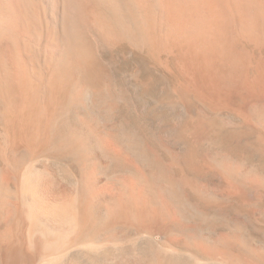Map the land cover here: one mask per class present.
I'll return each instance as SVG.
<instances>
[{
	"label": "bare ground",
	"instance_id": "obj_1",
	"mask_svg": "<svg viewBox=\"0 0 264 264\" xmlns=\"http://www.w3.org/2000/svg\"><path fill=\"white\" fill-rule=\"evenodd\" d=\"M125 51L168 83L183 159L115 82ZM261 192L264 0H0V264H264ZM136 237L148 260L96 255Z\"/></svg>",
	"mask_w": 264,
	"mask_h": 264
},
{
	"label": "rangeland",
	"instance_id": "obj_2",
	"mask_svg": "<svg viewBox=\"0 0 264 264\" xmlns=\"http://www.w3.org/2000/svg\"><path fill=\"white\" fill-rule=\"evenodd\" d=\"M126 53H127V56H126ZM119 54L126 61L125 60L123 61L122 58L119 56L117 57V60L120 63L117 62L118 66L116 67V65H113L112 67L113 69L111 68L112 75L116 76V79L114 77L113 78L114 80H118L115 82H117V85H119L118 83H120V87L122 86V83L124 82L123 87L127 88V90L126 89L125 90L129 91L128 93L132 95L133 101L134 102L136 101L135 102L136 112H137L136 115H138L139 113L138 116L141 119H143V121H145V122L142 121V124H143L144 130L145 128H147L145 130L146 134H148L150 137H153V139L155 140L161 141L163 144L167 145L168 147H171L178 154V156L183 159L186 156V150L183 146L179 145V139H180L181 131H182L181 127L183 126L184 121H185V115L179 112L172 111L169 108H165V106L167 107V104L170 101V95H168L169 94L168 83L161 77L160 74H158V72L154 71L151 68L150 64L147 63L146 60H143L145 59L143 55L141 54L136 55L138 53H134V52L133 53L131 52L130 54L128 51H125L123 53L121 52ZM132 65L133 67L135 66L138 67L140 71L142 70L143 73H147L151 75L152 77H154L155 83L153 84L151 88L152 90L144 92L140 89L139 86L135 84V82L131 78L132 77L131 73L133 72ZM136 67L134 69H136ZM125 69H127L126 70L127 72L125 71ZM128 72H131V73L129 74ZM128 78H129V81H128ZM120 80L122 81L120 82ZM156 83L158 86L156 85L157 87L153 88ZM125 109L127 111H124L123 109V112L125 113H122V115L125 116L128 114L126 119L133 121L135 118L134 114H132V112L129 111L127 108ZM137 109L139 112L137 111ZM163 110L166 112H164ZM128 111L129 113L130 112L131 113L129 114ZM142 111H143V114L145 115V116L143 115V117H142ZM228 131H229V128H226V132ZM36 165L38 168H42L43 166L47 165V163H44L41 161L39 163H36ZM51 166L58 172V175L61 178L63 179L70 178L62 166L58 164H54ZM199 177L201 178V180H203L208 185L207 187L211 192L213 193L221 192L223 180L218 174H215L214 172H203L199 174ZM260 194H261L260 196L262 197L261 199L263 201H261L259 210H260V213L264 215V193L261 192ZM249 227L253 234L258 235V238L260 240H264V227L263 226H260V224L258 223H254V224H250ZM139 239L140 238L136 237L134 241L133 239L131 240L134 243H131V241H128V242L123 243V246L121 244L118 246L105 247L101 249L100 251H98L96 255L101 258H106V259H110V260L118 261V262L120 261L123 262L124 260L129 259L130 256L134 257V255L140 258H143V259H145L146 257V259L148 260L150 258L149 255H151L150 254L151 250L149 249H152V247L154 246V245H151V244H154V241L142 239V238L140 240ZM69 259L75 260L78 264H86V262L83 260L82 257L77 256L75 254L70 255ZM176 260L181 264H188V260L185 256H179Z\"/></svg>",
	"mask_w": 264,
	"mask_h": 264
}]
</instances>
